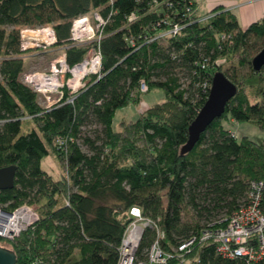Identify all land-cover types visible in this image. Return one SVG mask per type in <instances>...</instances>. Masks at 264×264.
Returning a JSON list of instances; mask_svg holds the SVG:
<instances>
[{
	"label": "trees",
	"instance_id": "1",
	"mask_svg": "<svg viewBox=\"0 0 264 264\" xmlns=\"http://www.w3.org/2000/svg\"><path fill=\"white\" fill-rule=\"evenodd\" d=\"M195 10L191 0H0V169L17 168L13 188L0 191V205L39 206L33 228L7 243L16 264H117L132 207L160 219L162 248L170 252L238 211L247 203L249 183L264 181V66L252 67L264 49V16L242 28L221 8L204 15ZM93 12L106 20L101 77L91 76L71 104L64 93L62 102L42 109L20 79V30L51 26L55 46L64 47L72 20ZM167 18L183 25L179 34L149 41L167 30L160 21ZM90 47L64 50L67 64L83 60ZM235 56L240 66L249 65L240 79L219 63ZM216 72L237 92L181 155L209 94L202 84H211ZM142 79L149 91L163 90L165 101L113 130L115 112L140 103ZM226 118L256 125L262 141L236 139L222 125ZM22 123L32 126L23 131ZM57 139L65 141L62 149ZM51 153L64 172L57 180L41 168ZM154 237L145 230L137 260H145ZM184 258L186 264H241L209 242L195 244Z\"/></svg>",
	"mask_w": 264,
	"mask_h": 264
},
{
	"label": "built area",
	"instance_id": "2",
	"mask_svg": "<svg viewBox=\"0 0 264 264\" xmlns=\"http://www.w3.org/2000/svg\"><path fill=\"white\" fill-rule=\"evenodd\" d=\"M167 5L171 7L170 4ZM188 11L189 9L186 12ZM134 20L135 16L131 14L128 21ZM160 21L164 26H168L167 30L157 37H151L149 41L173 38L183 28V25L172 23L169 18ZM105 24L106 20L98 12L73 19L69 31V44L62 49L64 51L72 46L91 45L84 59L70 66L63 53L51 63L48 71L22 73V84L36 93L37 102L42 109L49 110L53 105L62 102L64 93H66L64 102L71 104L85 88L91 76L96 79L101 77L102 56L99 44ZM55 43L56 37L51 26H40L37 29L22 28L20 42L22 52L48 49ZM131 43L134 44L132 41ZM202 86L203 90L207 91L210 90L211 84L205 82ZM138 91L140 93L148 91V85L143 79L139 81ZM232 136L234 137L233 134ZM56 145L62 149L65 141L57 139ZM6 207L7 205H0V244L13 241L22 232L33 228L38 221L37 210L32 206L21 205L14 209ZM129 215L131 221L121 240L117 264H171V261H174L173 264H186L185 255L190 253L195 244L205 242L213 244L216 252L223 258L236 260L241 264H264V181L249 183L247 203L218 223H224V226L210 224L198 235L172 248L170 252L162 248L165 233L160 227L159 218L153 220L145 217L137 207H132ZM147 229L153 231L155 237L146 251L145 260H137L136 251Z\"/></svg>",
	"mask_w": 264,
	"mask_h": 264
},
{
	"label": "rangeland",
	"instance_id": "3",
	"mask_svg": "<svg viewBox=\"0 0 264 264\" xmlns=\"http://www.w3.org/2000/svg\"><path fill=\"white\" fill-rule=\"evenodd\" d=\"M32 29H37L38 27H31ZM21 31L20 30V39H21ZM64 53L62 47L52 46L48 49H32L25 52L21 55L23 60V71L31 72V71H48L50 70L51 63L60 57ZM255 54L252 53L249 57L253 58ZM248 57V58H249ZM222 70L226 73L232 74L235 72L238 75V79L248 75L249 73V65L240 66L238 56L227 59L224 63V58L221 62ZM22 74L20 75V79ZM250 93V92H248ZM250 102H254V98L250 95ZM165 101L164 91L159 88H153L150 91L148 90L146 93H142L139 104L130 103L126 107L122 109H118L115 112L112 127L113 130L118 131L120 129L121 122H128L136 120L140 115H142L147 109L161 104ZM222 125L225 129L229 130L231 134L234 135L236 139H240L242 137H247L250 140L260 142L263 139V132L254 124L250 122H236L231 118H226L222 121ZM32 126V124L22 123V129L27 130ZM94 129V128H91ZM81 144V143H80ZM83 151H86L84 146H81ZM41 168L47 172L49 176H51L54 180L60 178L62 175L63 169L60 168L55 156L51 153L48 157L42 159ZM35 208L38 212V205H29ZM191 217V212H189L188 216L185 219Z\"/></svg>",
	"mask_w": 264,
	"mask_h": 264
},
{
	"label": "water",
	"instance_id": "4",
	"mask_svg": "<svg viewBox=\"0 0 264 264\" xmlns=\"http://www.w3.org/2000/svg\"><path fill=\"white\" fill-rule=\"evenodd\" d=\"M263 66L264 49L252 59L255 71ZM236 92V86L222 72L213 74L207 100L188 127V138L180 149L181 155L189 153L206 129L224 114L227 103ZM16 169L14 165L0 169V191L13 188ZM0 264H16V256L8 244H0Z\"/></svg>",
	"mask_w": 264,
	"mask_h": 264
},
{
	"label": "crops",
	"instance_id": "5",
	"mask_svg": "<svg viewBox=\"0 0 264 264\" xmlns=\"http://www.w3.org/2000/svg\"><path fill=\"white\" fill-rule=\"evenodd\" d=\"M196 11L204 15L216 8L234 15L238 24L246 28L264 16V0H191Z\"/></svg>",
	"mask_w": 264,
	"mask_h": 264
}]
</instances>
